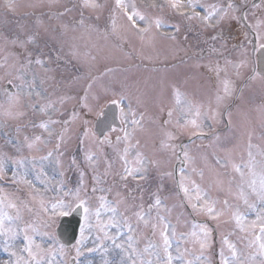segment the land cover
<instances>
[{
    "label": "rangeland",
    "instance_id": "374dc122",
    "mask_svg": "<svg viewBox=\"0 0 264 264\" xmlns=\"http://www.w3.org/2000/svg\"><path fill=\"white\" fill-rule=\"evenodd\" d=\"M225 1L228 0H202V3L226 6ZM95 2L102 7L99 9L86 8L83 6V0H0V64H7V67H0V103L6 100L4 90L9 78L12 79L13 85L22 83L16 79V76L20 65L27 63L28 59L34 61L40 57V59L45 60V67L51 72L47 73L37 65L39 66V74L36 75L35 70L30 67L24 80L25 82L34 80V84L30 90L32 95L28 96L29 89L25 83L24 92L20 96V105L17 109L22 115L15 118L0 116V154L7 153L17 159L20 157L27 158L24 166L20 168L9 163L3 178H0V197L11 199L18 206H21V201H26L29 207L38 211V200H32L34 195L42 196L45 203L50 206L54 199L61 195V186L66 192H74L77 188L82 187L80 173L83 171L85 173L83 188L87 191L90 192L94 185L98 189H111L110 192L97 191L92 194L89 203L93 209L99 207L98 197L100 195L106 196L109 201H121L118 205V211L122 216L130 218V222L133 224L136 241L133 247L138 252L143 253L144 248L151 241L160 247L161 256H163V241L160 233L164 224L157 219L159 212V215L163 216L169 225L168 234L171 241L170 251L174 258L173 264H185L187 260H194L198 256L211 261V264H220L222 248L225 256H230L226 245L222 244L225 237L236 245L241 253V259L247 260L249 253L254 250L248 247V240L252 237L250 233L239 230L235 224L234 213L239 209L243 214H246L249 221L256 219V213L248 210L243 201L237 197L236 185L239 183V176L236 175L233 167L230 169L229 164L227 167L215 164L217 158H214L213 152L218 155V147L226 141L225 143L229 146H234H231L226 154L232 157V163H235L237 154L234 155V152H239V148L244 145V139H248V136L246 138L247 130L252 128L255 131L254 135L259 138L261 135L264 136V87L262 78L256 75L253 81L254 90L252 91L255 94L251 104H254L258 109L257 112H254L255 115L257 113V117L253 121L250 118L247 122H242L241 126L247 124L242 129L243 133L240 128L235 130L233 136L237 137L236 142L232 144L234 139L226 134L222 137H212L207 141L197 139L196 135H208L212 132V127L217 128L218 125L223 127V111L228 107V104L233 102L240 83L249 77L253 71L250 54L242 55L239 51V53L234 51L237 55L227 57L236 63L241 59H250V61H246L245 67L240 69V75L237 78L239 81L235 83L237 89L221 105L220 112L222 115L216 120L206 119L204 113L207 112L209 103L215 108V96L217 92L223 95L222 81L226 80L222 78L213 86L214 90L211 89V77H209L210 73L207 72L209 67L214 66L215 63V61L210 60L214 59L211 56L213 49L211 44L216 45L219 51H225L222 50L220 41L211 38L213 27L205 28L197 20L185 19L180 13L168 6L167 0H124V3L129 5V10H131L130 6L135 4L136 10L152 21L151 29L154 32L157 31L154 34L149 33L148 36H138L127 23L118 25L119 22L124 21V13L116 8L115 0H95ZM9 3L14 4V9L7 6ZM153 4L156 7H153ZM233 4L241 9L239 3ZM139 6L141 9H138ZM24 12H29L25 19L19 15V13ZM238 13L236 12L235 15ZM201 14L204 13L201 12ZM156 19L163 22L162 28H155ZM80 21H83V26L80 25ZM101 21H103V25H100ZM113 21L115 22V31H113ZM127 21L129 22L128 19ZM233 21L232 18H226L215 26L224 29ZM23 22L28 24L26 32L39 31V28L43 27L48 31L49 37V39L43 40V43L39 42L42 38H38L32 44L38 52L36 55L31 53L25 58L20 57L18 45L9 43L17 37L24 38L26 36L23 31ZM89 24L100 25V29L93 33L97 39H94L93 43H90V37L82 34L87 30L88 26L86 25ZM137 26L145 27L146 25L144 21L137 19ZM94 28L97 29V27ZM67 29L75 32L79 30L78 36L80 38L69 36L61 40ZM181 34L187 35L188 40L184 42L185 46L181 45ZM173 36L175 39L170 38ZM63 45L66 46L63 47ZM184 47L191 49V51L184 52L182 50ZM224 53H219L221 57L217 58L220 61L221 69L224 66L226 68L231 66L225 62ZM6 57L7 60H5ZM16 57L19 59L17 60ZM227 70L229 78L233 75L236 78V70L233 67ZM99 74L100 77L95 79L96 82L91 88V95L87 104V109L92 115H95L101 107L112 102L113 99H120L121 95L127 97L123 103H131L137 118L143 115V120L139 126L127 125L129 131L135 129L132 143L135 144L136 141H139V152L144 158L155 162V164L152 162L146 165V171L140 174L143 176L142 179L137 176L136 179L129 177L127 181H121L123 162L119 155L122 153V149L127 146L123 141L111 146L106 151L105 158L99 159V167H91L94 163H89L86 157L84 161L88 165L86 168L83 167L82 156H85L86 151L81 149V145H83L81 140L83 139V143L86 141L81 130L85 121L82 117L75 121L72 120V125L69 124L71 126L68 128L67 135L73 134L72 151L64 148L63 151L52 152V157L44 158L47 157V151L54 146L53 138L51 139L54 131L49 136L39 125L49 119L62 122L66 116L73 118V112L76 115H80L81 112L85 115L84 97L89 92L85 81H89L87 85L90 82L93 84L94 80L92 79ZM90 78L92 81L89 80ZM256 87H259L263 92L258 93ZM14 88L17 91V88ZM177 89L184 98L194 105H203L204 111L201 110L200 117L195 115V111L191 113L181 112L176 104L175 90ZM207 93L208 95H206ZM200 97L201 99H199ZM248 100H250L249 97H247ZM49 102H54L53 108L47 109L46 112L38 111L32 106L27 107L28 104H32L38 105L40 109L42 105ZM79 105L80 109L75 111ZM24 107L26 109H23ZM24 110L27 112L26 114ZM93 110L96 111L92 112ZM169 110L173 111L171 123L162 130L164 120L168 119L166 115ZM127 111L125 108V112ZM193 119L200 127H193L191 124H188L187 127H177L176 122L178 120L183 124L185 121ZM233 123L238 125V120L233 118ZM16 124L17 126H15ZM60 124L56 123L57 126ZM49 127L54 128L52 124ZM18 129L26 130L22 134L21 131L17 132ZM164 130L175 134L174 139L167 141V143L174 145V150L161 147V141L166 140L163 134ZM33 131L36 132L33 134ZM37 133H41L44 140H51L49 148H46L44 144L38 146L39 150L27 148L24 138L27 136L31 140L37 136ZM207 142H210L209 145L206 144ZM205 145L209 147L207 148ZM116 149H119L120 152ZM40 150L43 151L41 154ZM83 151L84 153H82ZM251 151L256 159L260 160L262 158L260 153L264 152V149L258 150L252 146ZM135 152V148L130 149L128 157L130 162L134 160ZM185 152L187 158L183 155ZM70 153H73L72 157L69 156ZM179 154H181V159L185 165L183 172L184 176L187 177L186 186L189 188L191 201L178 188L182 169L179 166L182 164L178 159ZM65 156L68 157L67 162ZM56 158H58L57 165ZM73 158L76 161L75 164L72 163ZM204 158L207 159L202 161ZM244 160L247 162L248 153L246 156H241L237 164L246 163ZM46 161H49L50 165L44 166ZM109 164L112 165L110 169ZM89 166L90 169H87ZM44 167L52 170L44 174ZM64 170L69 176L65 174ZM50 172L53 174L49 175ZM94 176L100 178L99 184H95ZM14 179L17 182H13ZM21 179L29 183L19 182ZM197 186L201 189V194L207 192L212 200L218 201L215 207L218 210H224L223 216L217 220H212L207 213L193 211L190 206L191 203H203V200H196ZM229 188H231V192ZM156 196L161 199V206L159 209L153 207L149 224L145 226L143 222L137 221L133 213L140 210L141 205L147 213L148 206L154 204ZM225 199L232 206L230 209L225 207L223 203ZM250 199L255 200L254 197ZM64 200L66 203L71 202L69 197H64ZM8 211L11 212L12 210L8 209ZM110 215V213L102 214L101 220L106 223ZM24 218L26 220L34 219L27 211L24 212ZM59 218H56L55 224L50 229H46L52 238L48 236L37 238V241L42 242L45 248H52L54 251L59 248V244L54 238V229L58 226ZM94 223L95 218H93ZM205 223L212 229V234L210 247L203 250L202 253L199 244L193 241L191 233L194 230L199 232V228H194V225ZM153 224L157 225L155 231L152 227ZM121 231L123 235H119ZM109 233L112 236H118L117 243L123 244L127 251L117 248L110 240H105L104 247L101 248L96 237L97 235L102 237L103 233L94 228L88 233L89 239L82 249L83 255L76 258L75 248L72 251L79 264H131L129 253H131L132 259H136V254L132 253L131 248L128 247L126 227L122 229L110 228ZM256 233L259 234L258 229H256ZM16 243L18 246H22L23 237H19ZM87 248L96 250L88 252ZM2 251L3 248L0 247L1 260H7L8 254L4 251L2 254ZM181 253H184L183 260L176 258ZM70 256H72L71 253L68 254L65 250L64 254L57 253L56 264H65V262L69 264ZM143 258L155 260L154 256L148 254H144Z\"/></svg>",
    "mask_w": 264,
    "mask_h": 264
},
{
    "label": "snow or ice",
    "instance_id": "6c2138e0",
    "mask_svg": "<svg viewBox=\"0 0 264 264\" xmlns=\"http://www.w3.org/2000/svg\"><path fill=\"white\" fill-rule=\"evenodd\" d=\"M168 6L174 9L176 12L180 13L185 19L192 21H199L205 28H212L215 25L219 24L226 18L232 19H243L247 20V13H241L239 17L235 15L236 12H239V8L234 6L231 0H228L226 6H221L219 4H204L202 0H167ZM116 8L123 11L124 15L127 17L129 21L132 22V27L137 29L139 35L143 36V34L147 33L153 26L151 20L146 18L143 14L136 10L135 4L131 5V10H129V5L124 3V0H115ZM10 9H14V4L9 3L7 5ZM83 6L91 9H99L102 5L95 2V0H83ZM156 7L155 4L152 5ZM255 7L259 8L260 5H255ZM198 9H200L198 11ZM70 11V10H69ZM203 12L204 14H201ZM134 18H138L139 21L145 22V27H138L137 20ZM80 25L83 26V21H80ZM163 27V22L160 19L155 20V28L160 29ZM249 28L253 30L254 38L256 40L262 41L259 44V47L264 49V20H258L255 25H249ZM113 31H115V22L113 21ZM179 31V29H177ZM36 34L26 35L24 38L17 37L14 40L9 41L12 45H18L20 49L24 50L25 55H29L28 48L26 46L32 45L36 42ZM171 39H175V37H170ZM215 51V49H212ZM242 55L244 50L241 49ZM18 60L19 58L16 57ZM7 60V57L5 58ZM225 61L227 64H232V61L225 57ZM39 65L44 69L45 72L49 71L45 67V61L36 58L34 61L32 59H28L27 63L21 64L18 70V74L16 79L22 81L20 85H13L12 79L9 78L8 85L10 87H16V92L9 91V88H5L6 100L3 103H0V116H4L7 118H15L16 116L22 115L21 112L17 111L20 105V96L24 92L25 83L29 91L27 92L28 96L32 95L30 91L33 87L34 80L25 82L24 77L27 71L30 69V65L32 63ZM246 60L241 59L239 62L232 64V67L236 70V75H240V69L245 67ZM0 67H7V64H0ZM212 71H216L217 75L221 69L217 66L215 68L210 69ZM226 71V69H224ZM257 75H260L257 73ZM255 77H253L254 79ZM264 79V77H262ZM223 83V95L220 92H217L215 96V108H213L212 104L209 103L207 112L204 113V117L206 119L216 120L218 119L222 113L220 112L221 105L233 94V87L229 80L222 81ZM91 87V85H89ZM37 95H39L37 93ZM175 98L176 104L179 106L181 112L191 113L195 111V115L197 117L201 116V108L203 105L197 106L194 105L191 101L184 98L181 92L177 89L175 90ZM86 100L87 97L85 96ZM127 97L121 95L120 99H113L112 103L115 104L120 110V122L122 127L119 129L123 132V137H116V144H120L122 141L127 145L122 149V153L119 155L120 160L123 162V173L120 175L121 181H127L129 177L136 179L137 176L139 178H143L142 173L146 171V165L152 163V161L143 157L142 153L139 152V141H136L135 144L132 143L133 131H129L127 128L123 127V125H132L139 126L141 121L143 120V115L139 118L136 117V112L132 110L131 103H123ZM62 102V101H61ZM54 102H49L48 104L42 105L40 107L41 112H46L47 109L53 108ZM84 107H88L85 103ZM125 108H127V112H125ZM229 116V124L231 123ZM173 116V111L169 110L167 112L168 119L163 122L162 130L167 124L171 123V117ZM131 117V118H130ZM76 118V113L73 112V119ZM61 123V126L64 128V131L59 134V142L55 145V148L59 150L61 148L62 143L65 140L64 133L68 131L64 125L70 124L71 121H56L49 119L46 122H43L39 125L41 129L48 133L49 136L52 135L53 130L49 127L50 124ZM87 124V121H84ZM177 127H187L188 124H191L193 127H200L197 124L196 120H187L183 124L181 121H177ZM112 131H117L115 127L111 129ZM19 131V130H18ZM89 131H85L83 133L84 137H87ZM166 140L161 141L162 148H171L174 150V145L167 143L168 140H172L175 138V134L173 132L164 130L163 131ZM202 138V137H201ZM27 148L29 150H39L38 146L40 144L47 145L50 141L44 140L42 136H35L33 139H29L27 136L24 138ZM83 139L81 143L83 144ZM107 142L109 146H113V141H111L108 136H104L102 140L99 141V144L103 146V144ZM249 152H248V160L246 163L242 164H233L232 167L236 173L239 174V183L236 185L237 197L243 201L244 206L251 211L256 213V219L253 221H249L246 214H243L239 209H237L234 213L235 224L239 228L241 232L250 233L251 237L248 240V247L254 249L249 253L247 260L241 259V253L238 251L236 245L231 243L227 237L223 238L222 244L226 245L230 256H225L224 249L222 248L220 251V264H264V152L260 153L262 157L260 160H257L253 155L251 148L252 145L249 143ZM131 148H135V157L133 161H129V151ZM120 152L119 149H116ZM19 151V148H18ZM62 155V153H60ZM53 153L51 151L48 152L47 157H52ZM185 158H187V153L183 154ZM86 160L89 163L94 162L95 157L90 152L85 153ZM26 157L13 158L7 153L0 154V178H3L5 174V170L9 163L15 164L18 168L23 167L26 162ZM35 159V157H33ZM73 164L76 163L73 158ZM216 163L227 167L228 162L222 161L217 158ZM135 165V166H132ZM109 169L112 167L111 164L108 165ZM81 185L82 187L77 188L74 192L64 191L61 186L60 192L61 195L54 199L49 205L45 203V199L39 194L34 195L32 197L33 201L38 200L39 210H35L32 207H29L28 202L21 201V206H18L17 203L13 202L11 199H7L6 197H0V247L3 248V251L8 254L7 260H0V264H56V255L64 254V245L60 244L59 248L55 251L52 248H45L42 242L37 241V237H45L48 236L52 238L51 234L46 231V229H50L56 221L58 217L68 216L75 209L82 210L83 213V224L80 227V239L76 242L75 251L76 258L83 255L82 249L84 248L86 241L89 239L88 233H90L94 228L98 230V232L103 233V236L97 235L96 240L100 242V247H104V241L110 240L113 245L117 248L124 249V245L121 243H117L118 236H112L109 233L110 228H127L128 236L127 239L129 241L128 247L131 248L132 253L136 254V259H132L131 253H129V259L131 260V264H173V255L170 251L171 241L169 239L168 228L169 225L165 221L163 216L157 213L158 221L164 224L163 230H161V237L163 241V256H161L160 247L151 241L149 245L144 248L143 253L137 251L133 245L135 244L134 239V227L130 222V218L122 216L118 211V205L121 201H109L106 196L100 195L98 197L99 207L93 209L89 200L92 198V194L97 191L105 192L111 191V189L105 190L103 188L98 189L95 185L91 188V191H87L83 188V177L85 173L81 171ZM171 175V173H169ZM202 177V174H201ZM95 184H99L101 182L98 176L93 177ZM187 177L184 176L183 169H181V178L178 181V188L180 191L184 193L186 197H188L189 201H191L192 197L189 196V188L186 186ZM13 182H17L15 179ZM19 182L29 183L26 180L21 179ZM231 183V182H230ZM126 187V184H125ZM231 192V188H229ZM196 200H203V203H191L190 206L194 212L207 213L210 219L217 220L220 216L224 215V210H218L215 205L218 201L212 200L207 192H203L201 194V189L197 186L196 188ZM119 196V193H117ZM64 197H69L71 199L70 203H66ZM255 200L253 201L252 198ZM7 200V203L5 201ZM226 208L230 209L232 206L229 205L228 200L225 199L223 201ZM259 205V207H257ZM161 206V199L159 196H156L154 204L150 205L147 213L143 210V206H140V210L134 212L133 214L136 216L138 222H143L145 226L149 224L151 219V211L152 208L155 207L159 209ZM8 209L12 211L9 212ZM31 214L34 219L26 220L24 218V212ZM104 213H110L111 215L108 217L107 222L101 220V216ZM93 218H95V223L93 224ZM153 230L157 228L156 224L152 225ZM194 228H199V232L193 231L191 233V237L193 241L199 244L201 252L203 250L210 247L211 243V234L212 229L208 227V225L200 224L194 225ZM256 229H258L259 234L256 233ZM119 235H123L121 231ZM23 237L22 246H18L16 241L19 237ZM94 248H87L88 252L95 251ZM148 254L150 256H154L155 260L144 259L143 255ZM177 259H184V253H181ZM259 258V259H257ZM68 264V262H65ZM73 264H79L78 259L74 258ZM185 264H211V261L203 258L202 256L195 257L194 260H187Z\"/></svg>",
    "mask_w": 264,
    "mask_h": 264
},
{
    "label": "water",
    "instance_id": "95a60500",
    "mask_svg": "<svg viewBox=\"0 0 264 264\" xmlns=\"http://www.w3.org/2000/svg\"><path fill=\"white\" fill-rule=\"evenodd\" d=\"M258 63H259V72L264 76V49H261L258 53ZM115 109L110 107L105 112V119H102L97 124V131L99 133H103L107 130V127L117 124V111L111 110ZM111 112L113 114H111ZM82 219V210L78 209L75 211L72 217L70 218H62L61 225L58 230V235L61 241L66 245H72L76 242L79 234V228L81 225Z\"/></svg>",
    "mask_w": 264,
    "mask_h": 264
},
{
    "label": "flooded vegetation",
    "instance_id": "af4514ba",
    "mask_svg": "<svg viewBox=\"0 0 264 264\" xmlns=\"http://www.w3.org/2000/svg\"><path fill=\"white\" fill-rule=\"evenodd\" d=\"M254 0H249L248 3L246 4V6L244 7V11L245 13H247V16L249 17V24L250 25H255L257 23L258 20H264V0H260L258 4L256 5H260L259 8L255 7V5H253ZM234 3V2H233ZM236 3V2H235ZM244 28V27H243ZM239 29L238 26H236L235 23H232L229 28L227 29V33L226 34H222V33H217V29H215V37L213 36L212 38H214V40H217L216 38H220V39H224L226 40V43L229 42H233L235 43V49H238L241 52V49L243 48L242 46H240L238 44V42L243 41V40H247L248 38V34L244 29ZM259 42L261 43V41L259 40ZM212 45V48L215 49V51H212L211 56L212 57H218L219 53H221V51H219L216 48V45ZM247 53L250 52V50L246 51ZM99 142V141H98ZM100 148L102 149L103 146H100Z\"/></svg>",
    "mask_w": 264,
    "mask_h": 264
}]
</instances>
